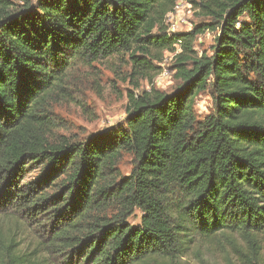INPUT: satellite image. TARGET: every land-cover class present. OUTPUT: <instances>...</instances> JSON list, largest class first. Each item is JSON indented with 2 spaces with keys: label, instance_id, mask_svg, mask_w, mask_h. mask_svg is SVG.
Here are the masks:
<instances>
[{
  "label": "trees",
  "instance_id": "obj_1",
  "mask_svg": "<svg viewBox=\"0 0 264 264\" xmlns=\"http://www.w3.org/2000/svg\"><path fill=\"white\" fill-rule=\"evenodd\" d=\"M178 1L0 0V264H177L201 242L264 264V0H184L210 23L167 35ZM177 41L171 93H130L124 128L55 135L72 66L129 53L154 72Z\"/></svg>",
  "mask_w": 264,
  "mask_h": 264
},
{
  "label": "rangeland",
  "instance_id": "obj_2",
  "mask_svg": "<svg viewBox=\"0 0 264 264\" xmlns=\"http://www.w3.org/2000/svg\"><path fill=\"white\" fill-rule=\"evenodd\" d=\"M196 12L194 6L186 1H178L177 8L165 18L166 34H186L197 30L200 25L210 23L208 18L198 16ZM217 35L218 31L196 33L193 50L198 57L213 53ZM175 50L179 53L181 47ZM171 57V53L165 51L160 62H153L152 65L158 68L155 73L135 66L129 53L72 66L69 71V90L52 106L57 127L55 135L84 141L89 136L106 133L111 128H124L125 108L130 93L139 95L153 89L169 94L178 84L174 79ZM212 106L211 91L207 89L199 92L194 98L193 106L197 120L205 118L212 111ZM132 166V156L124 154L118 164L120 173L123 176L129 175ZM140 216L135 211L128 222L133 226L139 225ZM31 237L32 233L27 231L23 246L32 242ZM225 252L226 249L222 247H209L201 242L196 248L193 246L177 264H227ZM229 260L230 263L233 262L232 258Z\"/></svg>",
  "mask_w": 264,
  "mask_h": 264
},
{
  "label": "built area",
  "instance_id": "obj_3",
  "mask_svg": "<svg viewBox=\"0 0 264 264\" xmlns=\"http://www.w3.org/2000/svg\"><path fill=\"white\" fill-rule=\"evenodd\" d=\"M175 8H177V5H176V7ZM181 47V42L180 41H177L175 44H174V52H170L171 53V55H172V57L171 58H173L178 52H177V50H175V49H179Z\"/></svg>",
  "mask_w": 264,
  "mask_h": 264
}]
</instances>
